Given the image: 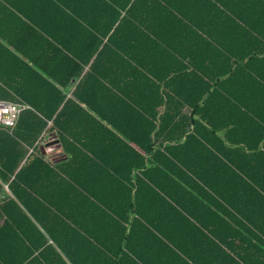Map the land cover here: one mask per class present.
Returning a JSON list of instances; mask_svg holds the SVG:
<instances>
[{
	"label": "trees",
	"instance_id": "trees-1",
	"mask_svg": "<svg viewBox=\"0 0 264 264\" xmlns=\"http://www.w3.org/2000/svg\"><path fill=\"white\" fill-rule=\"evenodd\" d=\"M0 100V264H264V0H0Z\"/></svg>",
	"mask_w": 264,
	"mask_h": 264
},
{
	"label": "built area",
	"instance_id": "built-area-1",
	"mask_svg": "<svg viewBox=\"0 0 264 264\" xmlns=\"http://www.w3.org/2000/svg\"><path fill=\"white\" fill-rule=\"evenodd\" d=\"M26 108L16 102L0 101V128L14 129L17 125L21 111ZM6 189L8 187L6 186ZM5 198V194L0 192V202Z\"/></svg>",
	"mask_w": 264,
	"mask_h": 264
},
{
	"label": "crops",
	"instance_id": "crops-1",
	"mask_svg": "<svg viewBox=\"0 0 264 264\" xmlns=\"http://www.w3.org/2000/svg\"><path fill=\"white\" fill-rule=\"evenodd\" d=\"M73 83H74V80H73ZM0 101H5V100H0ZM10 102V101H9ZM25 105V104H24ZM27 107V105H26ZM55 136V135H54ZM53 138V137H52ZM53 143V144H52ZM52 144V145H51ZM61 147V143L58 141V140H53V142H50L49 144H46L45 146V149H46V152H50L54 149H57V148H60ZM6 186L8 187V184H5L4 185V191H2V193L5 194V197L9 194H11V191L8 187L9 190L6 189ZM1 192V191H0ZM0 226H1V222H0ZM3 252H2V249L0 248V255H2ZM206 255H208V253H206Z\"/></svg>",
	"mask_w": 264,
	"mask_h": 264
},
{
	"label": "water",
	"instance_id": "water-1",
	"mask_svg": "<svg viewBox=\"0 0 264 264\" xmlns=\"http://www.w3.org/2000/svg\"><path fill=\"white\" fill-rule=\"evenodd\" d=\"M42 148H43V152L46 153V149H45V147H42Z\"/></svg>",
	"mask_w": 264,
	"mask_h": 264
}]
</instances>
